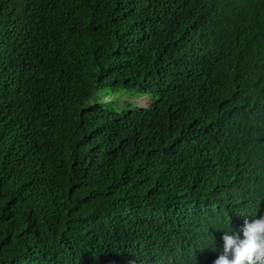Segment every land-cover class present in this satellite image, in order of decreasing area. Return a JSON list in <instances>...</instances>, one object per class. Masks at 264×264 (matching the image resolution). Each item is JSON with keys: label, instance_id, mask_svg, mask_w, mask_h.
<instances>
[{"label": "trees", "instance_id": "16d2710c", "mask_svg": "<svg viewBox=\"0 0 264 264\" xmlns=\"http://www.w3.org/2000/svg\"><path fill=\"white\" fill-rule=\"evenodd\" d=\"M261 212L264 0H0V264H196Z\"/></svg>", "mask_w": 264, "mask_h": 264}, {"label": "clouds", "instance_id": "9594fccd", "mask_svg": "<svg viewBox=\"0 0 264 264\" xmlns=\"http://www.w3.org/2000/svg\"><path fill=\"white\" fill-rule=\"evenodd\" d=\"M242 217L245 218L239 227L234 228L232 221L230 226L225 228H217L215 225L208 227L203 239L206 241L211 237L212 243L203 247L201 251L211 247L213 256L208 259L205 255H198L196 264H212L214 260V264H264V214L261 212L258 215ZM210 227L222 232V245L220 247L216 246V238L209 234ZM178 257H155V259H148L147 261L144 259L140 264H167V260L172 262Z\"/></svg>", "mask_w": 264, "mask_h": 264}, {"label": "rangeland", "instance_id": "374dc122", "mask_svg": "<svg viewBox=\"0 0 264 264\" xmlns=\"http://www.w3.org/2000/svg\"><path fill=\"white\" fill-rule=\"evenodd\" d=\"M120 95V94H119ZM122 102L117 106V109H125V104L124 102L130 100L132 104L135 105V107H149L151 104H152V101L150 100L151 98L149 96H142L140 94H134V95H128L123 98ZM100 100L103 101V102H111V101H114L116 100V96H113L112 94L110 93H107V92H102L101 95H100ZM121 110V111H122ZM123 112V111H122Z\"/></svg>", "mask_w": 264, "mask_h": 264}]
</instances>
